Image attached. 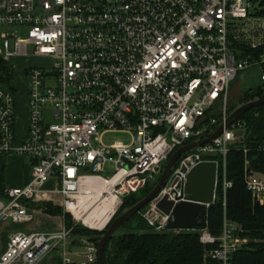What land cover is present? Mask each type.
<instances>
[{
    "label": "built area",
    "instance_id": "2783aa9c",
    "mask_svg": "<svg viewBox=\"0 0 264 264\" xmlns=\"http://www.w3.org/2000/svg\"><path fill=\"white\" fill-rule=\"evenodd\" d=\"M263 6L264 0H0V26L16 28L1 35L0 62L11 82L1 83L0 64V155L31 161L29 182L3 191L0 223L29 222L28 203L44 194L61 196L71 212L82 178L114 180L104 192L116 202L107 223L125 193L151 190L177 149L224 123L240 72L256 68L264 83ZM21 28L26 36L18 35ZM30 59L39 62L26 63ZM17 78L25 80L27 94V133L19 144ZM246 128L245 120L235 119L210 143L178 158L158 195L140 211L153 232H164L169 218L158 204L184 202L189 171L214 163L212 205L223 208L222 226L212 235L206 213L199 242L211 247L205 258L233 264L247 240L226 213L231 145L244 155L243 182L252 205H264V174L246 156ZM108 134H124L128 142L106 144ZM257 152L264 160V143ZM51 179L56 188L46 191ZM76 244L81 252L74 255ZM50 253L63 264H99L97 245L73 239L66 227L9 235L0 264H37Z\"/></svg>",
    "mask_w": 264,
    "mask_h": 264
},
{
    "label": "trees",
    "instance_id": "16d2710c",
    "mask_svg": "<svg viewBox=\"0 0 264 264\" xmlns=\"http://www.w3.org/2000/svg\"><path fill=\"white\" fill-rule=\"evenodd\" d=\"M262 14L264 15V12ZM0 64L4 69L1 83L9 85L11 75L8 72V66L1 62ZM262 87L263 84L260 83L258 86L245 91L250 95L239 105L260 98ZM236 108L230 109L229 113ZM238 118L247 122L244 144L248 151L246 156L251 162L252 168L264 174V160L257 152L258 146L264 143V105L253 108ZM243 162L244 155L241 149H238V144L231 145L227 154V174L228 179L232 181V187L226 197V213L230 221L242 227L243 231L239 232V236H247L250 239H263V242L246 244L234 254L233 264H264V205L262 207L252 205L251 196L246 191L243 182ZM141 190L145 193L130 203L128 199L132 193L123 197L121 209L119 207L117 211L120 212L115 217L143 199L150 192L148 188L137 191ZM39 207L49 215L62 216L66 228H70L73 224L70 221L69 214L64 209L53 207L49 203L40 204ZM132 219H137V226L133 228L136 231H127L129 230L128 224ZM222 220V206L219 203L211 205L207 211L205 227L212 235H218ZM144 226L146 227L139 214L134 215L125 223L104 248L103 258L105 264H215L211 259L205 258V254L211 247H204L200 244L199 236L196 233L188 231L176 234L171 231L156 233L148 227L145 231ZM75 227L82 228L84 231L81 233L71 231L73 239L87 238L97 245L100 238L95 232L79 225ZM202 227L203 225L200 228Z\"/></svg>",
    "mask_w": 264,
    "mask_h": 264
},
{
    "label": "water",
    "instance_id": "95a60500",
    "mask_svg": "<svg viewBox=\"0 0 264 264\" xmlns=\"http://www.w3.org/2000/svg\"><path fill=\"white\" fill-rule=\"evenodd\" d=\"M263 105L264 83L260 98L244 103L234 109L226 118L224 123L220 124L209 137L177 149L164 166L161 174L156 176L157 183L150 190L148 195H146L143 199L135 203L130 208L121 212L110 222L97 243L99 264H105L103 252L109 240L122 228L125 223H127L134 215L138 214L140 210H142L148 203L155 199L160 189L164 186L165 181L168 178L175 162L182 154L198 146L210 143L213 139L221 134L223 128H227L235 119L242 116L247 111L253 108L261 107ZM215 177L216 165L214 163H200L193 167L187 175L184 188L186 200L184 202H181L173 207L170 203L164 200L158 204L159 209L169 216L164 227L165 231L198 230L200 222H203L206 217V207L211 206L213 203Z\"/></svg>",
    "mask_w": 264,
    "mask_h": 264
},
{
    "label": "crops",
    "instance_id": "0c3cea01",
    "mask_svg": "<svg viewBox=\"0 0 264 264\" xmlns=\"http://www.w3.org/2000/svg\"><path fill=\"white\" fill-rule=\"evenodd\" d=\"M15 94L21 91L25 99V115H17L16 99H15V142L21 143L27 133V94L25 80L16 79ZM22 122V123H21ZM31 177V161L19 155H0V198H3V191L6 188H21L24 187ZM89 182H85L84 185ZM56 180L51 179L45 185V190L50 191L56 188ZM97 184V185H96ZM99 186V187H98ZM101 187V183H94V191ZM96 188V189H95ZM49 203L53 207L62 208V198L59 195L44 194L40 195L34 202L28 203L31 220L25 223L14 224L10 222L0 223V247L4 249L8 241L9 235L17 232L31 233L42 232L48 233L62 229L65 227V222L60 215H49L44 213L39 207L40 204ZM101 206V205H100ZM101 209V207H100ZM74 255L81 252V249L76 244L71 248ZM77 258V256H74ZM37 264H63V260L56 253H50L42 258Z\"/></svg>",
    "mask_w": 264,
    "mask_h": 264
},
{
    "label": "rangeland",
    "instance_id": "374dc122",
    "mask_svg": "<svg viewBox=\"0 0 264 264\" xmlns=\"http://www.w3.org/2000/svg\"><path fill=\"white\" fill-rule=\"evenodd\" d=\"M262 10L264 12V6L262 7ZM15 29H16L15 27L0 26V46L2 44V37H1L2 33L6 32V33L10 34ZM26 32H27L26 28H21V31L18 33V35H20L22 37L26 36ZM37 62H39V61L35 60V59H30L26 63L33 64V63H37ZM260 83H261V81H260V78L258 76V72H257L256 68L240 72L237 75V77L233 80L231 87H230V91H229L230 101H229V105H228L229 110L240 106L239 104L244 102L247 99V96L250 95L249 93H245V91H247L249 88H254V87L258 86ZM15 99H16L17 115H21L23 118L25 115V99H24L23 94H21V91H19V93L17 91V93L15 94ZM256 115H258V113H256ZM104 142L106 144H113V143H117V142L127 143L128 137L124 134H108V135L104 136ZM102 182L103 181H101V183ZM96 191H97L96 192L97 194H95V195L94 194H88L89 198L86 199V201H85L86 205H88V206L86 207L87 209L84 212L85 215H84L82 220L75 219L72 216L70 209L65 210L70 216V219H71L70 221L73 223L71 225V227L69 228V229H71L72 232L73 231L78 232V233L83 232L84 229L75 227V226L79 225L85 229H88V230L95 232L97 234V236L99 238H101L103 231L105 230V228L108 226L109 223H107L108 220L104 221L101 218H99L100 219L99 220L98 219L99 216H96V213L94 214L95 211L93 212V210L100 208L99 205L103 201L109 200L110 198H108L107 194L104 193L105 191H103V189L98 188ZM137 192H129L128 194L125 193L123 197L132 193L131 195H133V196L130 195V198L128 199V202L130 203L131 201L137 200L138 198L141 197V195H143L145 193V191H143V190L139 191L138 193ZM123 197L121 198V205L123 203ZM146 206L140 211L143 212L146 209ZM120 209H121V207H120ZM119 212H117L116 214H118ZM141 212H139L138 214H140ZM92 215H93V217H92L93 221L95 220L98 223L97 225L92 224L93 227L91 225L89 226L90 223L88 224V222H86V223L84 222V219H86L87 217H90ZM136 224H137V219H132L131 222L128 224L129 230H127V231H131V230L136 231V229H133L137 226ZM234 224L236 225V228L240 232L243 231L242 227L239 224H236V223H234ZM201 225H202V222H200V226H199L197 231H188V232H194L199 236L201 234V231H199ZM95 227L97 229H94ZM147 227H148L147 225H146V227L144 226V228H146L145 231H147ZM171 232L176 234V233L183 232V231H171ZM243 238H245L247 240V244L248 243H262L263 242V239H250L247 236H243Z\"/></svg>",
    "mask_w": 264,
    "mask_h": 264
},
{
    "label": "bare ground",
    "instance_id": "6f19581e",
    "mask_svg": "<svg viewBox=\"0 0 264 264\" xmlns=\"http://www.w3.org/2000/svg\"><path fill=\"white\" fill-rule=\"evenodd\" d=\"M113 181L114 180L101 183V180L98 178H95V177L82 178L80 181V184H79V189H80V192L82 193L81 198L78 200L77 204L74 205V208H72V211H71L72 216L77 220L83 219V217L85 215L84 212L87 209L86 207L88 206V205H86V202H85L86 199L89 198L88 194H94V195L97 194L96 193L97 191H94V183H98V184L101 183L100 189H103V191H108L109 188L113 185V183H114ZM85 182H89V183L84 185ZM115 203H116L115 198L110 197L109 200L103 201L100 204L101 206L99 205V207H101V209L100 208L94 209L93 212L95 211L94 214L96 213V216H99L98 219L101 218L102 220L106 221L109 219L107 214H109L115 208ZM92 217H93V215L90 217H87L86 219H84V222L85 223L88 222V224L90 223L89 226L91 225L93 227L92 224L97 225L98 223L95 220L93 221ZM94 229H97V228L95 227Z\"/></svg>",
    "mask_w": 264,
    "mask_h": 264
}]
</instances>
